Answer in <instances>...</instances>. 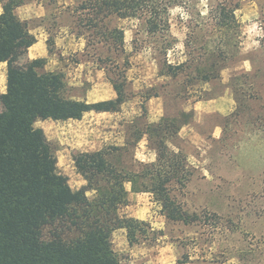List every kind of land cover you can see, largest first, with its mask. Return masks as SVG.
I'll list each match as a JSON object with an SVG mask.
<instances>
[{"label": "rangeland", "instance_id": "374dc122", "mask_svg": "<svg viewBox=\"0 0 264 264\" xmlns=\"http://www.w3.org/2000/svg\"><path fill=\"white\" fill-rule=\"evenodd\" d=\"M83 1L25 0L34 15L28 26H42L51 40L47 69L64 73L68 88L77 89L72 94L94 91V98L111 97L114 84L124 90L126 103L118 112L90 111L82 118L86 122L64 129L51 119L36 122V127H44L56 150L58 168L71 187L80 189L88 184L74 155L87 150L112 151L116 143L125 142V133L131 144L125 163L133 165V170L144 169L137 166L139 157L135 156L142 153L135 144L144 134L151 135L154 127L150 121L159 119L165 106L171 115L168 119L176 120L178 133L169 141L171 149L181 146L184 155L195 156L193 165L187 163L184 180L178 174L169 189L186 210L198 215V221L190 225L170 221L158 202L155 217L160 219L156 224L148 221L150 227L137 231L131 240L122 228L113 233V248L123 264H154L160 257L164 264H264V0H196L198 11L206 17L212 6L226 1L237 8L242 23L239 46L225 62L221 77L208 83L191 74L192 62L196 63L199 55L194 48L202 45L211 26L202 31L183 7H173L166 16L165 25L175 39L168 58L173 63L190 62L172 77L164 70V39L161 33H147L145 16L122 19L114 14L94 20L90 1L89 9L82 10L87 3ZM91 23L97 26L90 28ZM115 29L119 30L116 35L112 34ZM64 35L71 43L58 40ZM20 54L27 58L24 50ZM2 71L0 66V98L7 93L8 83ZM244 73L252 77L244 89L255 98L244 101L246 107L238 113L232 79ZM227 92L235 100L229 115L200 114L204 108L196 113L197 102L208 104ZM225 102L226 109L232 106L231 100ZM151 107L157 111L151 112ZM181 127L187 142L179 138ZM87 195L94 198L96 192ZM150 197L158 200L157 194ZM119 213L128 215V207L122 205Z\"/></svg>", "mask_w": 264, "mask_h": 264}, {"label": "trees", "instance_id": "16d2710c", "mask_svg": "<svg viewBox=\"0 0 264 264\" xmlns=\"http://www.w3.org/2000/svg\"><path fill=\"white\" fill-rule=\"evenodd\" d=\"M84 1H90L94 20L114 14L122 19L145 16L147 33H161L164 39V70L172 77H177L190 62L173 63L168 58L175 39L165 24L173 7L188 11L202 31L211 26V30L205 31L208 37L202 45L194 48L199 51L196 63L192 62L194 79L205 83L219 79L242 36L237 8L226 1L212 6L209 17L198 11L196 0ZM2 2L0 62H8V83L7 93L0 98V264H123L113 248V233L125 228L131 240L137 231L142 233L150 227L147 221L119 213L128 202V181L134 183L136 190L157 194V201L170 221L185 225L198 221V215L186 210L169 189V183L178 179V174L184 180L188 168L187 155L169 145L172 137L178 135L176 120L169 117L151 124L153 131L148 133L159 155L157 162L133 170V165L124 160L127 147L77 152L76 167L88 184L80 189L71 187L68 177L58 168L55 148L36 122L81 119L90 110L119 111L126 100L124 90L114 84L117 98L94 104L73 99L64 73L47 71L45 59H24L17 53L37 40L27 22L15 13L25 0ZM89 3H83L82 10L89 9ZM96 26L90 24V28ZM118 33V29L112 32ZM250 79L249 73L232 79L238 113L246 107L244 101L255 98L244 89ZM88 191H95L96 196L89 198Z\"/></svg>", "mask_w": 264, "mask_h": 264}, {"label": "crops", "instance_id": "0c3cea01", "mask_svg": "<svg viewBox=\"0 0 264 264\" xmlns=\"http://www.w3.org/2000/svg\"><path fill=\"white\" fill-rule=\"evenodd\" d=\"M27 3L28 2H24L23 4H21L20 6H18L15 9V13L24 22L31 20V16H34L31 13L32 5L27 4ZM18 10H19V13H18ZM45 10L49 11L48 8H46ZM65 12H68V11H65ZM26 13H28L29 16ZM0 14H2V12H0ZM24 14H26V15L24 16ZM38 26H36V27H38ZM29 29H30V32L36 36L37 40L32 45H30L29 47L24 49V51L27 54V57L31 60L32 59H45L46 64H47L48 59L50 58V56L52 54V50L50 47L52 45L49 42V38L47 35L48 32L42 26H40V29H34V28L31 29L30 27H29ZM67 37H69V36L64 35V37L59 38L58 40H60V42H62V43H65V41L67 43H71V41H67L68 40ZM56 44L54 41L53 45L55 46ZM58 44H60L59 41H58ZM17 53H19V51H17ZM48 65H46V67H45V69L47 71H56L55 69L54 70H48L47 69ZM0 66L4 68V71H2V72L4 73V77L7 80L8 79V62L7 61L0 62ZM5 88H6V86H5ZM113 88H114L113 89L114 94L111 97H106V98H104V97L94 98V93H95L94 91H87L81 96H76L75 94H72L77 89L70 90V93H71V96L73 99L85 101L88 104H94V103L105 102V101H110V100L116 99L118 96V93H117L114 86H113ZM1 92H2V94H4L5 90H2ZM227 99H228V101H230V100L232 101V106L228 109L225 108V106H227L226 102H225ZM125 103H126V101L121 105V108L123 105H125ZM234 105H235L234 97L227 92L224 95H222V96H220L214 100L209 101L208 104L207 103L203 104V102H197L196 103V110H197L196 113H198L201 108H204V109H202L203 111H201L200 114L209 113V114H218V115H222V116H227L234 110V107H235ZM154 109L155 108L151 107L150 111L151 112L157 111L156 109L154 111ZM90 111H94V110H90ZM90 111H87L85 114H87ZM97 112H99L101 114V113H105V112L111 113L112 111H101V112L97 111ZM116 112H118V111H116ZM85 114L83 117H85ZM169 116H171V115L167 109V106H165L163 109V112L161 111L160 118L157 119L156 121H154V120L150 121V123H152V124L153 123H159L160 121L163 120L164 117H169ZM82 118L81 119H69V120H64V121L53 120V119H51V120L54 121L56 126H59L60 128L64 129V128H66L65 127L66 125L67 126L72 125V124L76 125L78 122H83V121L86 122V120H83L84 118L83 119ZM39 128H41L45 131L43 126L39 127ZM183 129L184 128L181 127V130L179 132V138L182 141H186V139H185L186 137H184V135H183ZM45 133H46V131H45ZM147 135L148 134H144L138 140L137 144H135V149H138L139 152L142 153V154L139 153L140 155L135 156V157H137V156L139 157V161H137V166H141L143 164L144 165L145 164H152V163L158 161V157H159L158 152L153 147V145L151 144L150 138ZM127 138H128V134L125 133V142L122 143L121 145H119L120 143H116V147H127L128 145H130L128 143L129 140ZM74 149H76V148H74ZM176 150L180 151V150H184V148L181 146H177ZM87 151H90V150H87ZM125 153H127V152H125ZM194 157H195L194 155H187L188 162L190 163V165L194 164L193 161H191V159ZM125 187H126V190L128 193V195H127L128 203L126 205L128 207V216L136 218L138 220H142V221H147V222L150 221L152 223V225L156 224L157 220L160 219L159 217H155V213H156L155 205L158 203V201L151 199L152 197H150V195L152 193L150 191H146L144 189L136 190L134 188V183L132 181L126 182ZM158 208H160V207H158ZM121 230H126V229L122 228ZM126 235H128V234L126 233ZM130 248H131V246H130ZM160 258L154 264H164Z\"/></svg>", "mask_w": 264, "mask_h": 264}]
</instances>
